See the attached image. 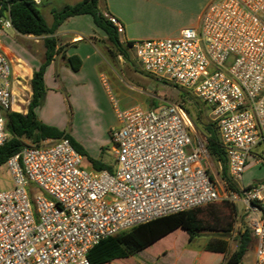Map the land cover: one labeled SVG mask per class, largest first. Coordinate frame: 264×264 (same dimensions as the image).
<instances>
[{"label":"built area","instance_id":"1","mask_svg":"<svg viewBox=\"0 0 264 264\" xmlns=\"http://www.w3.org/2000/svg\"><path fill=\"white\" fill-rule=\"evenodd\" d=\"M41 7L45 0H29ZM2 6L0 4V12ZM123 34L124 26L106 15ZM0 16V147L10 138V58L1 37L13 29ZM143 71L184 89L210 110L237 191L214 181L206 138L183 104L115 111L111 170H86L68 138L25 146L6 163L11 187L0 190V264H92L101 241L155 219L217 201L241 203L255 238L252 264H264V181L245 186L252 150L264 143V0H213L200 27L176 39L135 40ZM107 85V77H101ZM36 189L40 193H36Z\"/></svg>","mask_w":264,"mask_h":264},{"label":"crops","instance_id":"2","mask_svg":"<svg viewBox=\"0 0 264 264\" xmlns=\"http://www.w3.org/2000/svg\"><path fill=\"white\" fill-rule=\"evenodd\" d=\"M81 1L45 0L41 7L54 6L51 7L52 13L53 10H59L65 5H74ZM212 1L100 0L99 8L103 14L113 16L123 24L124 32L119 34V39L122 45H127L135 40L176 39L184 29L199 28L203 13ZM13 31L22 46L16 44L19 54L1 43L13 67L11 111L27 114L33 94L31 81L34 71L45 61L46 36L22 35L14 28ZM55 37L58 41L57 53L44 75L46 95L42 105L36 108V114L44 124L53 125L54 113L66 106V103L69 104L70 99L76 111L83 113L85 105L91 110L94 101L92 99L84 101L79 97L85 96L92 90L91 83L86 80L95 78L98 81V78L101 79L106 72L113 73L115 77L125 75L130 80L131 90L122 88L118 82H113L114 88L121 96L123 109L140 106L146 110H156L169 104L165 98L166 85L145 72H137L135 67L131 70L128 67V64L133 62L131 56L137 61L132 52L128 51V59L118 55L108 42L105 33L96 27L91 16L80 15L67 19L59 27ZM40 42H42L41 47H38ZM72 56L79 57L82 61L78 71L72 70L68 64L67 59ZM112 133L113 129L107 127L105 131L94 133L92 140H102L99 146H107L108 140L112 141ZM96 160L100 159L96 158ZM91 169H94L92 164ZM262 181H264V143L252 150L243 175L245 186ZM253 246L254 261L255 245Z\"/></svg>","mask_w":264,"mask_h":264},{"label":"trees","instance_id":"3","mask_svg":"<svg viewBox=\"0 0 264 264\" xmlns=\"http://www.w3.org/2000/svg\"><path fill=\"white\" fill-rule=\"evenodd\" d=\"M99 1L100 0H82L74 5H65L59 10H53V23L48 25L39 10V7L34 5L31 1L0 0V4L2 6L0 16L3 15L4 11L8 10L13 27L17 33L22 35L46 36L44 40L46 49L45 61L34 71L33 79L31 81L33 94L28 106L27 114L12 111L5 114L6 130L10 133V138L2 147H0V168L2 166L5 167L7 161L14 155L21 152L25 146L38 145L47 139L59 140L65 137L70 140L73 147L83 156V158L85 157L91 162L94 170H111V167L102 161L89 157L87 155V151L76 143V141L68 133L44 124L36 114V108L42 105L46 95L44 82L46 69L53 60L54 55L57 53L58 41L55 34L59 27L67 19L80 15L91 16L96 27L105 33L108 42L111 43L115 52L126 59L129 58L128 51L131 44H121L116 27L100 10ZM67 61L74 71H78L82 65V61L76 56L69 57ZM190 97L191 96H189V93L187 92L181 93L183 101H186V99H189ZM190 101L192 100L190 99ZM192 104L196 107L198 106L197 102H192ZM186 110L191 115V110L189 108H186ZM192 119L196 129L206 137V147L210 157L221 165L220 177L222 181L229 190L237 191V187L233 184L231 178L229 177L228 162L224 149L221 145L216 123H203L200 120V116L197 118L192 117ZM223 202L224 215L222 220H218L217 218H207L201 215L199 211L202 206H200L201 208L197 207L199 208L197 210V214H199V217H203L206 220V225H202L198 222H194L191 225L190 221L187 219V212L197 208L168 215L155 219L149 223L136 226L128 232H121L101 241L90 250L88 259L92 264H105L115 258H127L130 254L137 253L142 248L143 244L151 243L159 237L167 235L171 231L180 227L186 230L189 240L191 241L196 236L195 230L216 229L228 220V211H231L233 214L237 213L236 206L233 202ZM214 203L216 202L203 205V207L211 206ZM229 203H232L231 206ZM254 244L255 238L253 237L250 229L247 227L240 235L237 249L229 254L221 264H242L246 253ZM209 249H212L218 254H223L226 251V244L220 240L209 242L206 250Z\"/></svg>","mask_w":264,"mask_h":264},{"label":"rangeland","instance_id":"4","mask_svg":"<svg viewBox=\"0 0 264 264\" xmlns=\"http://www.w3.org/2000/svg\"><path fill=\"white\" fill-rule=\"evenodd\" d=\"M51 7L54 6L39 7V10L48 24H51L53 21ZM1 43L11 48L17 54H19V50L16 44L22 47L13 29H5L3 31ZM41 43L42 42L38 43V47H41ZM131 60L133 62H130L128 67L131 70L135 67L137 72L143 73L144 71L141 64L133 60L132 56ZM105 76L107 77V85L99 78L98 81L95 78L86 80L91 83L92 90L91 92H87L85 96L82 95V97H79V99L83 98L84 101L85 99H92L94 101V107L91 110L85 105L82 111L83 113L79 110L76 111V108L71 105L72 102L70 99L71 103H66V106L64 105L62 109L54 113L53 125L49 126L68 133L76 143L87 151L89 157L93 159L98 158L100 159L99 161L111 167L115 164L112 141L108 140L107 146L103 147L99 146L102 140H92V138L95 136L94 133L105 131L107 127L113 129V131L120 127L115 107L117 106L120 110H123L121 107L122 101L120 94L114 88L113 84L118 82L122 88L131 90V83L125 75L115 77L113 73L106 72ZM165 85L167 87L165 98L168 103L183 104L186 108L191 110L193 118L200 116V120L203 123L213 122L209 108L193 94L184 89L175 87L170 83ZM182 92L189 93L191 97L183 101L181 98ZM190 99L192 101H190ZM192 102H197L198 106H194ZM197 138L206 137L196 129V142H198ZM207 166L212 179L220 184L223 183L220 177L221 165L209 156ZM82 167L86 170H91V162L85 157L83 158ZM244 177L245 184H247L246 176ZM10 187L11 183L6 168L2 166L0 168V190H5ZM36 193L39 194L40 191L36 189ZM223 204V201H217L211 206H202V208L200 207L199 213L207 218L222 220L224 215ZM231 204L232 203H229L230 206ZM234 205L237 210L236 214L228 211V220L216 229L195 230L196 236L191 241L189 240L186 230L180 227L167 235L159 237L151 243L143 244L142 248L137 253L130 254L127 258H115L105 264H221L229 254L237 249L240 235L244 232L245 228L248 227L242 216V204L234 203ZM198 209L199 208L187 212V219L190 221L191 225L194 222L206 225V220L203 217H199V214H197ZM131 229L124 232H128ZM217 240L223 241L226 244V251L223 254H218L212 249L206 250L209 242H215ZM253 247L246 253L242 264L252 263L254 257Z\"/></svg>","mask_w":264,"mask_h":264}]
</instances>
